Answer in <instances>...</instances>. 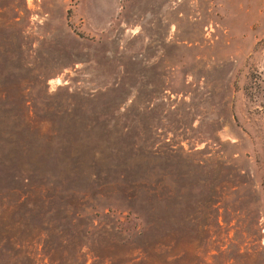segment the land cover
I'll return each mask as SVG.
<instances>
[{
  "label": "rangeland",
  "instance_id": "1",
  "mask_svg": "<svg viewBox=\"0 0 264 264\" xmlns=\"http://www.w3.org/2000/svg\"><path fill=\"white\" fill-rule=\"evenodd\" d=\"M0 264H264V0H0Z\"/></svg>",
  "mask_w": 264,
  "mask_h": 264
},
{
  "label": "trees",
  "instance_id": "2",
  "mask_svg": "<svg viewBox=\"0 0 264 264\" xmlns=\"http://www.w3.org/2000/svg\"><path fill=\"white\" fill-rule=\"evenodd\" d=\"M236 259V258H235ZM263 261V260H262Z\"/></svg>",
  "mask_w": 264,
  "mask_h": 264
}]
</instances>
